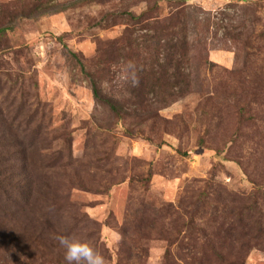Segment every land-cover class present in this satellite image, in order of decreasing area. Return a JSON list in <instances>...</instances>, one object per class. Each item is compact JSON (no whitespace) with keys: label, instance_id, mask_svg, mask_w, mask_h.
Masks as SVG:
<instances>
[{"label":"rangeland","instance_id":"rangeland-1","mask_svg":"<svg viewBox=\"0 0 264 264\" xmlns=\"http://www.w3.org/2000/svg\"><path fill=\"white\" fill-rule=\"evenodd\" d=\"M18 1L0 0L1 23L13 21L0 44V169L12 180L26 172L33 184L23 220L45 228L56 247L47 224L53 222L92 245L106 264H226L243 256V220L235 215L264 222V200L253 202L251 182L264 183V0H185L189 93L164 105L148 93L144 103L154 115L142 120L135 115L141 97L125 86L140 79L130 65L111 64L102 83L123 107L118 119L93 97L82 64L95 71L106 42L133 28L127 12L138 15L152 0H40L41 13L29 18L20 16L30 13V0ZM170 4L159 2V18ZM51 8L61 11L51 15ZM244 20L255 59L241 76L234 72L243 68L244 44L224 32L239 31ZM139 25L135 34L147 33ZM244 86L256 94L244 96ZM199 146L205 148L188 152ZM199 193L208 194L209 205H189ZM230 194L236 206L226 210ZM184 196V206L175 208ZM244 201L249 211L238 207ZM191 215L197 224L187 229L183 221ZM20 241L26 239L0 241L9 245L6 264H67L61 247L36 242L28 257ZM243 264H264V248H252Z\"/></svg>","mask_w":264,"mask_h":264},{"label":"trees","instance_id":"trees-1","mask_svg":"<svg viewBox=\"0 0 264 264\" xmlns=\"http://www.w3.org/2000/svg\"><path fill=\"white\" fill-rule=\"evenodd\" d=\"M90 1L105 4L115 0ZM160 1L163 0H152L148 9L141 11L138 15L132 12H127L131 17V24L133 25V28L126 30L128 31L126 36L106 42L105 49L101 50V57L103 60H101V62L99 61L95 66V71L92 69L86 70L82 64V70L89 80L93 97L98 103L106 104L109 109L118 116V119L123 107L122 105H119L116 96L108 94L104 91L102 83L104 81L109 82L107 78L109 75V66L114 63V65L118 64L120 60L125 61L126 64L131 66V74L137 73L140 75V79L136 85L132 86V84H126L125 86H127L131 95L141 97V107L139 112L135 113V115L140 117L141 120L154 115V111L152 114V108L148 107V104L144 103L148 100V93H152V95H156V98H159L156 100L159 105H164L165 103H168V100H172V98L184 97L189 93L187 89L189 90L191 87V73L189 70L191 43L188 34L190 31V18L188 16L189 11H187L188 6L186 5L185 0H169L172 4L169 5L171 9L167 13L168 15L166 17L159 18L157 10L159 8ZM18 2H20V0ZM29 5L32 6L31 11H28L30 13L27 15L25 13H21V18H29V16L32 15V12H34L35 15H39L41 13L39 10H36L37 7L41 6L40 0H30ZM14 7L16 8V5H14ZM123 7H126V4H124ZM245 10L244 15L246 14ZM59 11L61 10L51 8L48 12L52 15L58 13ZM151 11L154 15L152 14L150 16L149 12ZM8 13H10V15L13 14L10 11ZM144 20L146 21L145 23L143 22ZM2 21L3 20L0 21V44L6 41V32L11 30V23L13 22L12 20H9L5 24H2ZM215 23L217 27H221V24H218V22ZM134 25H139V29L145 28L147 33L135 34ZM238 27L240 28V26ZM224 34H227V36L232 39L236 38V40H241L244 44L242 55L243 68H241L242 70H240L239 73L236 71L234 73L242 76V71L244 70V76L247 75L246 70L251 68L255 58L250 60L254 53L248 50L250 46L249 41L247 40L249 31L245 20L242 21L239 31L235 29L233 31L228 30V32H224ZM58 39L59 41L62 40L60 37H58ZM259 52V57L264 62V50H259ZM71 53L72 55H76L74 52ZM110 53L113 54V57H109ZM262 79L264 80L263 77ZM246 81V78H244V82ZM240 93H244V96L256 94L255 92L246 89L245 86L244 90H241ZM238 95L239 94L233 93L229 96L237 99ZM124 113L126 114L125 110ZM126 131L132 133L131 130H128V128ZM199 147L200 148L197 150H190L188 152L197 153L201 152L202 148H205V146ZM12 174V172L3 174V167L0 169V241L2 239H6L7 237L25 238L26 241L18 242L17 248L20 247V250H24L28 253V257H31L30 253L36 248V242L45 247L49 246L52 249H60V245L57 241L56 244L58 245L56 247L51 245L49 241H46L49 238L45 236L46 232H48L45 228L39 226L35 227L32 222L23 220L22 217L25 214L24 206H27L30 202L33 184L31 183V180H28L26 172H23V176L25 178L17 180H12ZM251 182L254 185L252 194H256L254 195L255 197L253 202H255V199L259 197L264 200V190L260 189L261 186L264 188V183L259 180H254L253 178ZM193 195H196L197 198L195 200H190ZM193 195L189 198V205L198 206L204 205L205 203L209 205V202L205 201V199L207 200L208 198L207 193ZM230 196H233V198L230 201L227 199V202L223 203L224 209L226 210H232L236 206V197H234L233 194H230ZM250 196H246L245 198L248 199ZM184 198L185 196L181 197L178 200V204L173 206H176L175 208L183 207L185 204ZM169 206L172 208L171 204H169ZM238 207L243 208L244 211L250 210V206L247 201H244V203ZM234 218L238 221L243 220L241 225L243 239L241 243L244 247V253L243 256L239 258L234 255L230 258H226V261H228L226 264H243L247 254L252 248H264V222L260 218L251 221L250 218L245 217V215L243 218L239 212ZM195 219L196 218L192 215L189 216L187 220L183 221L184 227L187 229L194 227V224H197ZM47 224L51 233L56 235H65V233L61 232V230L53 224V222L50 223V221H47ZM158 232L156 233L158 234ZM50 240H53V238L50 237ZM8 248V244H5V246L2 245V247L0 244V249H2L5 253L3 257L0 256V264H6V254L10 253ZM217 248L222 249V246L219 245ZM186 249L192 250V248L189 247H186ZM210 249L213 253H219V250L215 248L210 247ZM204 254L205 251L201 250L200 257L198 261H196L197 263L203 262L201 261V258H203ZM58 261L62 262L61 259ZM15 264L35 263L31 261H24L15 262Z\"/></svg>","mask_w":264,"mask_h":264},{"label":"clouds","instance_id":"clouds-1","mask_svg":"<svg viewBox=\"0 0 264 264\" xmlns=\"http://www.w3.org/2000/svg\"><path fill=\"white\" fill-rule=\"evenodd\" d=\"M55 240L64 250L67 264H106L105 258L85 241L67 235H57Z\"/></svg>","mask_w":264,"mask_h":264}]
</instances>
